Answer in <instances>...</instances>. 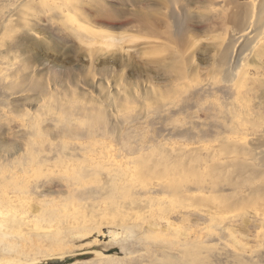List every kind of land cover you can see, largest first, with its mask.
Wrapping results in <instances>:
<instances>
[{"label":"rangeland","instance_id":"obj_1","mask_svg":"<svg viewBox=\"0 0 264 264\" xmlns=\"http://www.w3.org/2000/svg\"><path fill=\"white\" fill-rule=\"evenodd\" d=\"M255 11L240 76L251 0H0V188L35 231L0 263L264 264Z\"/></svg>","mask_w":264,"mask_h":264},{"label":"bare ground","instance_id":"obj_2","mask_svg":"<svg viewBox=\"0 0 264 264\" xmlns=\"http://www.w3.org/2000/svg\"><path fill=\"white\" fill-rule=\"evenodd\" d=\"M178 1H180V0H173V3L176 4ZM256 2H257V0H251V3L253 5V13L251 14V20L249 21V23L246 25V28L243 30V32L239 36L237 42L234 44L232 51L230 52V55H229V62L227 64V67L230 68L233 72H235L238 69L237 66L239 67V65L240 66L243 65V62H245V59H243V58L245 56H247L246 55V49H247L246 47H247V45L250 44L249 41H251V39H252V37H250V35L252 32V25L254 23L253 20H254L255 12H256L255 11ZM76 9H77V7H76ZM261 23L263 25L262 28H263V32H264V21ZM238 71L239 70H237V72H235V73L237 74ZM245 73H246V71H245ZM242 87L243 86H241V88ZM118 173H119V171L115 172L112 175L107 174V177L112 178V176L117 175ZM12 197L7 196V193L0 188V233L7 235V226L12 227V229H14V230L16 229V232L21 231L18 233V236L21 235V237L24 236V234H27V232L29 230H31L32 232H35L34 228H30V227L22 229L24 227H27V217H25L23 215H16V213L13 212L12 206H15L16 200H14V197L13 198Z\"/></svg>","mask_w":264,"mask_h":264}]
</instances>
